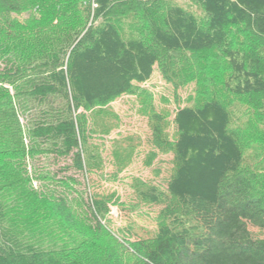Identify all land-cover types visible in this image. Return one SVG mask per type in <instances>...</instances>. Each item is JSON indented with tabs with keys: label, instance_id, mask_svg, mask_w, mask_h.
Segmentation results:
<instances>
[{
	"label": "trees",
	"instance_id": "trees-1",
	"mask_svg": "<svg viewBox=\"0 0 264 264\" xmlns=\"http://www.w3.org/2000/svg\"><path fill=\"white\" fill-rule=\"evenodd\" d=\"M190 1L200 16L170 0L47 1L83 24L41 54L30 37L0 48V140L11 142L0 157H29L34 167L24 181L14 176L20 165L0 171V264H123L120 255L126 264H264V238L249 230L264 229V0ZM20 7L0 0V40ZM155 67L175 91L192 84L193 92L184 105L175 99L171 133L165 113L149 114L152 160L172 157L164 188L134 186L140 204L159 207L156 231L110 242L108 203L89 192L97 162L86 112L126 94L143 95L145 109L150 93L140 85ZM40 202L69 232L79 216L88 222L81 255Z\"/></svg>",
	"mask_w": 264,
	"mask_h": 264
},
{
	"label": "rangeland",
	"instance_id": "rangeland-1",
	"mask_svg": "<svg viewBox=\"0 0 264 264\" xmlns=\"http://www.w3.org/2000/svg\"><path fill=\"white\" fill-rule=\"evenodd\" d=\"M18 1L22 11L15 16L14 22L17 24L14 25V31L9 35L2 32V37L6 39L0 40V48L3 46L6 50L21 48L30 37L34 46L40 49L36 51L41 54L42 51L56 46L61 38L67 37L71 30L83 24L78 15L73 18L63 17V15L69 14L70 9L65 10L57 3L48 4L47 2L55 0H46L45 2L42 0ZM170 2L187 8L196 16L201 15L200 9L190 0H170ZM34 4H38V8L35 13H32L31 9ZM2 87L8 89L11 95L14 93L8 84H3ZM140 87L142 92L150 93L145 102V109L141 107L140 103L143 95L135 97L126 94L105 106L96 105L86 112L88 125L93 130L91 141L96 148L97 162L96 167L88 174L89 192L97 193L108 203L110 211L106 216V221L103 222V227L108 234L105 237L110 242H112V238L120 242L119 234L122 232L124 235H129L128 230L142 237L152 236L156 231V216L159 207L140 204L134 195V186L137 181H140L164 188L170 174L172 157L170 154L159 153L157 158L152 160L151 156L154 149L151 146V132L148 125L149 114L153 112L165 113L168 130L171 133L174 131L171 124L173 111L178 104L175 99L178 98L179 104L184 105L187 95L193 92L192 84L175 91L173 86L162 79L157 67L154 68L150 80L141 84ZM19 121L24 125L25 121L22 118ZM5 134L11 138L7 133ZM10 143V139L7 137L2 138L0 140L2 150L6 149ZM51 158L40 162L47 165L52 161ZM0 159L2 160L0 161V171L8 172L3 167L5 165L14 164L16 167L20 165L19 171L14 176H20L21 181L26 180L27 175L30 177V174L32 176L34 174V167L29 157L11 159V156L2 155ZM37 161L36 163L39 164L40 162ZM69 163L70 159L59 160L51 165V169L58 171L61 166ZM69 172L73 173L72 170ZM31 181L32 187L39 190L41 183L35 179ZM3 188L8 190L10 188L9 183L5 182ZM12 198L18 199L17 196ZM16 201L20 202V199ZM39 207L42 208V212H46V221L49 225L60 230L64 229L69 233L67 236L70 241L69 248H76L75 254L81 255L78 248L88 236L86 231L88 222L79 216L77 226L69 232L64 228L66 227L65 224L52 213L47 203L40 202ZM14 213L15 211H13ZM20 220L18 218L16 221ZM80 223L83 227L80 226ZM249 230L254 236L264 238V229L259 230L250 227ZM52 238L45 241L48 246H62L59 241L54 242ZM134 238L136 237H130L131 240ZM111 244L114 250H118L115 243ZM111 244H108V247ZM119 258L123 264L127 263L126 256L120 255Z\"/></svg>",
	"mask_w": 264,
	"mask_h": 264
}]
</instances>
